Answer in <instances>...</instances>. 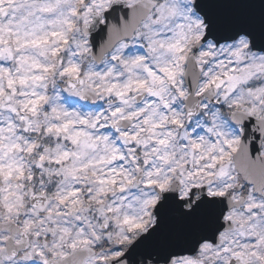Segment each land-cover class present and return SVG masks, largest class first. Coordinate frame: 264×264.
<instances>
[{
  "label": "snow or ice",
  "instance_id": "snow-or-ice-1",
  "mask_svg": "<svg viewBox=\"0 0 264 264\" xmlns=\"http://www.w3.org/2000/svg\"><path fill=\"white\" fill-rule=\"evenodd\" d=\"M0 264H264V0H0Z\"/></svg>",
  "mask_w": 264,
  "mask_h": 264
}]
</instances>
